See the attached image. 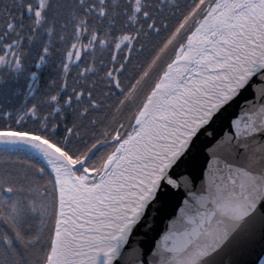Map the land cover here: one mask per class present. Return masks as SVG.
Masks as SVG:
<instances>
[{
	"label": "snow or ice",
	"instance_id": "6c2138e0",
	"mask_svg": "<svg viewBox=\"0 0 264 264\" xmlns=\"http://www.w3.org/2000/svg\"><path fill=\"white\" fill-rule=\"evenodd\" d=\"M129 250L264 264V0H0V264Z\"/></svg>",
	"mask_w": 264,
	"mask_h": 264
},
{
	"label": "water",
	"instance_id": "95a60500",
	"mask_svg": "<svg viewBox=\"0 0 264 264\" xmlns=\"http://www.w3.org/2000/svg\"><path fill=\"white\" fill-rule=\"evenodd\" d=\"M249 91L251 93V90H249ZM252 98H253L252 95L249 94L248 95V99H252ZM240 103L243 104L244 101H240ZM238 112H239V109H237V113ZM223 131H225V132L228 131L227 127H225ZM206 152H207V149H205V153ZM201 163L203 164V167L204 168L207 167L206 163H203L202 160H201ZM201 179H202V176L199 174V167H198L197 172H196V179H195L196 186H199ZM180 199L182 200L183 197H181ZM170 218L171 217L166 216L163 219L159 220L158 224L155 226L157 228V231L159 233L162 234V232L164 231L165 226H166V224H167V222H168V220ZM150 237H152V239L150 240L151 247L154 249V247H155V240L156 239H159V235H156L155 233H150ZM138 239L141 240V241H149V238L148 237H144L142 234H139L138 235ZM136 247H139L142 251H147V254L150 255V251H148L147 244L146 243L138 244V245H136ZM122 264H135V257L131 253L130 250L128 252H126Z\"/></svg>",
	"mask_w": 264,
	"mask_h": 264
}]
</instances>
